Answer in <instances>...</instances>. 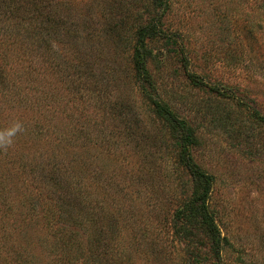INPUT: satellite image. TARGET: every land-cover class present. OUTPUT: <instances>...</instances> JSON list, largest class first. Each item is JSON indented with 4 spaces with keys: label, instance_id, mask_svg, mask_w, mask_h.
Wrapping results in <instances>:
<instances>
[{
    "label": "rangeland",
    "instance_id": "rangeland-1",
    "mask_svg": "<svg viewBox=\"0 0 264 264\" xmlns=\"http://www.w3.org/2000/svg\"><path fill=\"white\" fill-rule=\"evenodd\" d=\"M45 11L55 19L18 29L19 44L0 37V264H264L253 117L264 116V0H48ZM152 20L170 41L148 42V72L197 137L219 263L200 223L174 234L191 181L132 67L136 28Z\"/></svg>",
    "mask_w": 264,
    "mask_h": 264
},
{
    "label": "trees",
    "instance_id": "trees-1",
    "mask_svg": "<svg viewBox=\"0 0 264 264\" xmlns=\"http://www.w3.org/2000/svg\"><path fill=\"white\" fill-rule=\"evenodd\" d=\"M152 2L157 7H166V0H152ZM4 6L11 8L6 18V22L9 20L11 25L7 29L4 28L1 33L2 37L0 36L1 41L2 38L6 41H11L13 37L11 44L14 43V45L23 41L21 39L22 36L17 31L18 29L20 30L25 26L28 28L34 22L35 24L42 22L44 26L45 22L48 23L51 17L53 18L52 20L55 19L50 11H45L48 6V0H0V8ZM158 24L156 20H152L146 25L136 28V42L132 55V67L139 83L141 96L152 106L154 116L165 125L169 134L174 138L178 150L177 160L185 169L191 181L192 192L190 198L183 203L181 209L174 215V220L178 222L174 234L181 235V238L187 240L186 237L189 236L187 230L188 224L194 223L196 225L200 223L203 230L208 234L209 254L216 263H219L221 261V239L213 217L208 210L211 180L208 175L199 169L192 155V150L197 145V137L195 136L194 130L185 120L180 119L171 111L167 104L159 100L151 75L148 72V63L151 58L148 42L155 38L170 41V37H167L164 31L159 29ZM27 30L25 28L23 33H27ZM10 48L8 45L6 46L9 54ZM2 53L5 54L4 57L6 58L8 54L5 52V49H2ZM19 58L15 59V63H21L22 59ZM3 61L5 65L14 62V60L9 58ZM187 79L195 87H206L198 76L188 73ZM210 91L214 92L215 89H211ZM253 117L259 122H264V116H261L259 113H253Z\"/></svg>",
    "mask_w": 264,
    "mask_h": 264
}]
</instances>
